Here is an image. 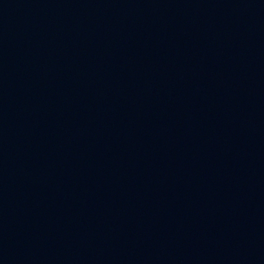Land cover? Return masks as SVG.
<instances>
[{
	"label": "water",
	"instance_id": "water-1",
	"mask_svg": "<svg viewBox=\"0 0 264 264\" xmlns=\"http://www.w3.org/2000/svg\"><path fill=\"white\" fill-rule=\"evenodd\" d=\"M0 264H264V0H0Z\"/></svg>",
	"mask_w": 264,
	"mask_h": 264
}]
</instances>
